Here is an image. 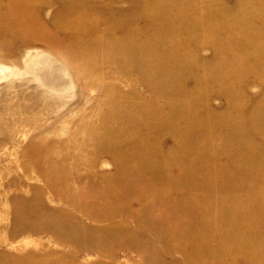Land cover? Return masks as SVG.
<instances>
[{"label":"rangeland","instance_id":"rangeland-1","mask_svg":"<svg viewBox=\"0 0 264 264\" xmlns=\"http://www.w3.org/2000/svg\"><path fill=\"white\" fill-rule=\"evenodd\" d=\"M67 1H29V13L25 16L31 26L25 31L13 22L16 12L8 10L7 0H0V169L7 164V180L19 177L26 184L23 195L28 197L27 203L20 207L25 212L0 214V228L9 225V218L13 216L11 243L6 239L5 230L0 229V264H140L142 253L119 234H110L105 244L97 245L78 246L74 241L59 240L55 228L57 218L63 215L74 217L84 234L93 231L99 236L104 228L117 223L125 225L129 233L145 238L146 245L154 242L159 255L168 263L182 258L176 252L165 255L164 246L153 232L138 229L136 200L127 201L126 205L121 203L115 208L118 215L102 222L95 221L92 213L83 207L90 200L97 207L114 204L110 194L100 195L97 184L106 185L114 179L121 153L113 156L114 148L99 150L93 139H97L98 133L101 135L100 125L106 117L116 134L115 150H119L124 136L140 138L147 132L145 128L134 121L123 123V118L140 113L141 105L147 103L153 104L149 112L157 113V124H170L167 101L195 94L197 74L211 63L213 51L207 46L187 48V53L182 55L190 60L186 64L191 66L188 65L184 74L174 67L179 57L182 58L178 53L157 60L147 52L153 61L142 73L133 61L121 60V49L125 48L120 39L130 36L142 46L140 30L147 20L142 14L146 4L142 2L150 0H72V4ZM220 1L225 5L236 2ZM215 2L196 0L195 15H206ZM96 8L101 11L100 20L92 25L87 15ZM68 11L74 15L70 20L76 25L68 23ZM69 26L73 27L72 33L68 31ZM87 38L102 42H89L85 50ZM180 40L184 41V37ZM165 50L159 49L160 53ZM246 83L241 103L245 107L256 106L262 86L250 79ZM208 96L209 108L214 113L226 109L224 97L216 93ZM125 98L135 106L123 104ZM157 142L155 150L160 154L171 147L167 134L160 135ZM34 143L41 145L42 150H33ZM134 160L124 159V163L134 166ZM146 162L149 169L160 165L153 159ZM60 164H65V168L58 171ZM61 173L63 181H73V184H65L58 177ZM81 181L95 187L88 191ZM149 190L148 202L155 189ZM92 192L94 197L90 195ZM257 194L259 206H249L259 208L260 215L264 210V194L261 191ZM38 197L39 203L35 201ZM31 208L35 212H27ZM163 215L159 213L158 220L164 222ZM258 222L261 223L259 219ZM28 226L35 232H28ZM235 263L242 264L240 259Z\"/></svg>","mask_w":264,"mask_h":264},{"label":"bare ground","instance_id":"bare-ground-1","mask_svg":"<svg viewBox=\"0 0 264 264\" xmlns=\"http://www.w3.org/2000/svg\"><path fill=\"white\" fill-rule=\"evenodd\" d=\"M29 1L7 0L8 10L16 12L13 22L25 31L31 26L25 16L29 13ZM68 1L72 4V0ZM150 1L154 4L142 2L146 4L142 14L147 19L140 30L143 44H136V39L130 36L121 38L120 44L125 48L121 49L122 61H133L143 73L152 60L147 52L157 60L178 53L182 58L179 57L174 67L183 73L191 64H186L190 60L182 54L192 45L209 47L213 58L196 75L195 94L167 101L170 124L156 123L157 113L149 112L153 104L141 105L140 113L123 118V123L137 122L147 132L140 138L124 136L119 150H115L118 143L108 125L109 118L102 121L101 135L98 133L93 143L99 150L114 148L110 151L113 156L122 155L114 179L106 185L100 181L97 184L100 195L110 194L114 204L97 207L90 200L83 207L92 213L95 221L102 222L118 215L115 208L121 203L126 205L127 201L136 200L138 229L153 232L164 246L165 255L176 252L182 258L168 263L159 255L154 242L147 241L146 245L145 238L134 236L119 223L104 228L97 236L93 231L84 234L74 217L63 215L57 218L55 234L59 240L74 241L78 246L105 244L110 234H119L142 253L140 264H236L237 259L242 264H264V210L259 215V208H251L258 205L257 193L264 194V0H235L232 5L216 0L206 15H195L196 0ZM66 14L68 23L73 24L70 19L74 15L70 11ZM100 15V9L96 8L87 18L93 25ZM68 31L73 32V27L69 26ZM183 37L184 41L180 40ZM85 42L82 44L87 50L89 42L102 41L87 38ZM160 48L166 50L160 53ZM248 79L263 89L258 104L252 107L241 103ZM213 93L224 97L226 109L215 113L210 110L207 97ZM129 101L125 98L123 104L135 106ZM162 134L170 137L171 147L160 154L155 148ZM31 148L42 150L38 143ZM124 159H135L136 164L129 167ZM149 159L160 165L156 169L147 168ZM64 165L60 164L58 171ZM62 175L58 177L63 181ZM63 182L73 184L69 180ZM81 183L88 191L95 187ZM149 188L155 190L148 202ZM90 195L94 197L93 192ZM35 201L39 203V197ZM161 212L165 214L164 222L158 220ZM34 230L28 226V232Z\"/></svg>","mask_w":264,"mask_h":264},{"label":"crops","instance_id":"crops-1","mask_svg":"<svg viewBox=\"0 0 264 264\" xmlns=\"http://www.w3.org/2000/svg\"><path fill=\"white\" fill-rule=\"evenodd\" d=\"M5 168L0 169V193H3L2 197L0 196V214L3 215H15L20 212H25L20 207L27 203L28 197L23 195V189L26 187V184L21 181L19 177H10L7 180V164L3 165ZM27 165L24 164V171ZM36 186H34L35 188ZM12 191L14 192L12 194ZM9 193V194H8ZM8 194V195H7ZM27 212H35L32 208L27 210ZM12 218H9V225H4L0 229H4L6 233V239L8 238L11 243V230ZM7 220V219H6ZM7 223V221H6ZM8 256L12 255L7 253Z\"/></svg>","mask_w":264,"mask_h":264}]
</instances>
